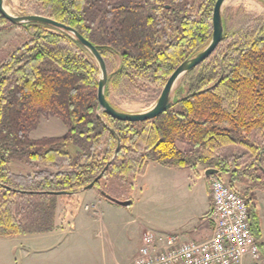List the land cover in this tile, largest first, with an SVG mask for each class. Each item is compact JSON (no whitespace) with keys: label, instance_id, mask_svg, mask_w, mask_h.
<instances>
[{"label":"trees","instance_id":"16d2710c","mask_svg":"<svg viewBox=\"0 0 264 264\" xmlns=\"http://www.w3.org/2000/svg\"><path fill=\"white\" fill-rule=\"evenodd\" d=\"M37 1L98 49L108 70L109 100L112 89L133 94V84L165 86L183 62L202 52L212 40L217 0ZM223 22L220 45L182 78L184 89L175 91L171 108L140 123L100 112L99 68L75 39L42 24L22 26L30 39L11 53L0 52V237L54 231L59 199L90 185L119 141L116 158L93 188L100 196L110 195L112 186L102 183L110 177L131 189L150 163L214 169L230 176L233 188L264 191V18L245 19L237 28L224 14ZM13 27L0 13V36ZM51 117L67 133L33 139L42 119ZM69 145L77 148L75 157L64 150ZM15 161L68 169L15 175ZM250 224L259 243L261 221L252 206Z\"/></svg>","mask_w":264,"mask_h":264},{"label":"rangeland","instance_id":"374dc122","mask_svg":"<svg viewBox=\"0 0 264 264\" xmlns=\"http://www.w3.org/2000/svg\"><path fill=\"white\" fill-rule=\"evenodd\" d=\"M5 7L9 13L15 16L43 15L51 17V13L37 0H5ZM224 14L230 20L229 26L235 25L238 28L245 24V19H263L264 5L260 0H229L223 8V16ZM29 39L30 37L23 28L13 27L0 36V52L11 53ZM181 81L177 83L175 91L184 89L183 87L180 88ZM133 87V94H126V92L112 89L110 101H108L116 109L124 112L143 113L155 106L164 88V86L149 85L147 83L133 84ZM185 94V92H182L181 96ZM67 131V127L60 119L51 117L44 119V122L42 121L34 136L38 139L44 136L48 138L62 137ZM178 147L181 149L186 148L180 143ZM64 150L68 151L73 157L76 156L78 151L76 147L70 145L66 146ZM67 169L66 165H46L40 162L15 161L11 164L12 173L22 176H33L41 171L58 173L67 171ZM196 170L203 173L204 168L199 167ZM224 179L227 182L231 180L230 176H224ZM102 183L112 186L109 189L111 197L124 201L127 193L130 198L134 199V203L130 207L111 204L102 198L96 189H91L87 192H97L101 200L100 203L98 200H85L82 202L79 197H74L73 195V198L72 196L71 198H60L56 210L55 224L60 223L62 226H69L74 217L79 212L82 213V218H79L80 220L77 222L79 228V235L76 237L77 241L68 243L61 252V256L45 257L29 262V264H103L107 260L102 256V244L98 239L102 222L104 226L110 227V231L114 232V237H119L120 246L128 249L139 242L138 237L143 232H154L164 235L178 234L183 237V231L199 225V217H202L206 211L205 207H203L207 201L206 184L192 170L170 169L152 163L148 166L144 176H140L133 181L131 189H128V185H125L120 179L115 177H110ZM208 186L209 192H211V179ZM234 189L244 196L249 210L250 206L257 210L262 227V239L259 243L264 245V191L257 189L247 193L246 186L239 184ZM90 202L96 204L97 209ZM86 204L92 205H89L90 208L86 209ZM95 210L102 214V218L100 223L98 216L95 217L93 215L92 220L95 226L91 231L89 230L90 228H86L84 223L90 221L87 219L88 215L86 213L88 211L92 213ZM68 237V235H62L56 241V244L59 245ZM261 256L264 258V251L261 252ZM0 261H2L1 264H8L5 254L2 255ZM12 264H21V261L18 258L17 263L14 261Z\"/></svg>","mask_w":264,"mask_h":264},{"label":"built area","instance_id":"2783aa9c","mask_svg":"<svg viewBox=\"0 0 264 264\" xmlns=\"http://www.w3.org/2000/svg\"><path fill=\"white\" fill-rule=\"evenodd\" d=\"M210 179L212 236L197 242L181 235L146 232L133 264H243L246 258L260 263L261 251L244 196L224 176Z\"/></svg>","mask_w":264,"mask_h":264},{"label":"crops","instance_id":"0c3cea01","mask_svg":"<svg viewBox=\"0 0 264 264\" xmlns=\"http://www.w3.org/2000/svg\"><path fill=\"white\" fill-rule=\"evenodd\" d=\"M42 121L44 122V119H42ZM42 121L40 125L42 124ZM37 130L34 131V133L31 135L33 139H38L34 136ZM52 138H57V137H52ZM151 164L152 163H150V165ZM192 171H194L197 174L198 178L200 180H203L204 183L206 184L207 201L203 206L205 207L206 211L203 213L202 217H199V225L183 231L182 235H183V239L185 240L202 242L210 238L213 232V227L211 226L212 224L208 220V213L211 208V196L208 186L210 178H206L205 170L203 171V173H201L198 170H192ZM73 196L79 197V200L80 201L82 200V202H84L85 200H90V201L98 200L99 203L101 202L97 192L88 193L86 191V193L81 192ZM131 200L134 203V199L131 198ZM92 204L95 205L97 209V205L94 203ZM92 204H86L85 206H89ZM84 212H86V210H84ZM92 213L91 211H88V213H86L88 215L87 219L90 221H86V223H84L86 228H90L89 230L91 231L95 226V223L93 222L92 218L94 216L95 217L98 216L99 218L98 221H100V223L102 218V214L99 213L98 210H95ZM79 218L80 219L82 218L81 212H79L74 217L72 222H70L69 226L66 225L62 226L60 223H58L56 224L55 230L50 233H45L41 235L17 236L10 238L0 237V260L2 258V255L5 254L8 260V264H12V262L14 261L17 263L18 258L20 259L21 264H29V262H34L35 260H40L41 258L51 257V256L53 257L61 256V252L63 251V249L66 248V245L68 243L77 241L76 237L79 235V230H78L79 228L77 222L80 220ZM101 224L102 225L100 226L99 229L100 231H99L98 239L102 244V256L104 257V259L107 260L103 264H133L134 259L138 253V250L142 244V239L145 232H143L142 235H139L138 237L139 242H137V244L127 249L120 246L119 237L117 238L114 237V232L112 233L110 231L109 226H104L103 222ZM209 224L211 225L209 226ZM62 235H68L69 237L66 238L62 243L57 245L56 241L60 239ZM172 235H178V234H172ZM1 262L2 261H0V264ZM243 264H253V262L250 258H246ZM260 264H264L263 256H262V260L260 261Z\"/></svg>","mask_w":264,"mask_h":264},{"label":"water","instance_id":"95a60500","mask_svg":"<svg viewBox=\"0 0 264 264\" xmlns=\"http://www.w3.org/2000/svg\"><path fill=\"white\" fill-rule=\"evenodd\" d=\"M229 0H217L214 10H213V35L212 40L209 45L198 55L189 58L185 62H183L169 77L164 88L162 89L161 95L155 104V106L143 113H127L122 110L116 109L106 98V88L108 83V70L103 59L102 55L99 53L98 49L90 43L87 39H85L78 31L73 29L72 27L66 26L62 23H58L52 17H47L43 15H21L15 16L9 13L5 7V0H0V13L2 16L18 27L25 26L27 24H42L46 26L53 27L58 29L68 35H70L73 39H75L79 44H81L85 49L89 51V53L93 56L95 62L98 65L100 76L98 81V90H97V100L100 105V112L102 114H106L112 119L120 122H128V123H140L151 121L161 114L165 113L168 109L171 108L174 98H175V87L177 83L182 80V78L189 73L192 69L196 68L204 61H206L217 49L220 45L223 35H224V22H223V8L225 4ZM264 3V0H260ZM100 117V115H99ZM115 133L114 131H112ZM119 140V139H118ZM120 149V141L118 142V147L116 152L114 153L112 159L104 169V171L87 187L77 191L76 193H81L85 191H89L95 187V185L103 178L105 172L107 171L110 164L116 158ZM219 175V171L210 169L205 173L206 178H210L212 176ZM75 193V194H76ZM57 195H64L65 193H55ZM101 195L110 201L111 203L121 206V207H130L133 202L132 200L120 201L116 198L111 197L105 192H101Z\"/></svg>","mask_w":264,"mask_h":264}]
</instances>
